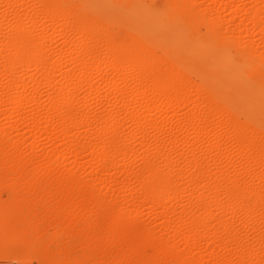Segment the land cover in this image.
Segmentation results:
<instances>
[{
    "label": "bare ground",
    "instance_id": "bare-ground-1",
    "mask_svg": "<svg viewBox=\"0 0 264 264\" xmlns=\"http://www.w3.org/2000/svg\"><path fill=\"white\" fill-rule=\"evenodd\" d=\"M9 261L264 264V0H0Z\"/></svg>",
    "mask_w": 264,
    "mask_h": 264
},
{
    "label": "rangeland",
    "instance_id": "rangeland-1",
    "mask_svg": "<svg viewBox=\"0 0 264 264\" xmlns=\"http://www.w3.org/2000/svg\"><path fill=\"white\" fill-rule=\"evenodd\" d=\"M31 185H33V184L29 183V184L18 185L17 187H19V188H28V187H31ZM141 219L145 223L150 221L149 210H144L143 217ZM0 264H16V262H14V261L0 262ZM33 264H35V263H33Z\"/></svg>",
    "mask_w": 264,
    "mask_h": 264
}]
</instances>
